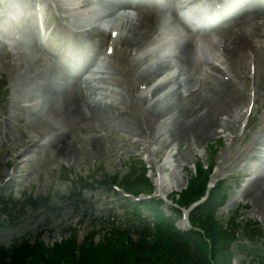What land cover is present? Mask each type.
<instances>
[{
    "label": "rangeland",
    "instance_id": "374dc122",
    "mask_svg": "<svg viewBox=\"0 0 264 264\" xmlns=\"http://www.w3.org/2000/svg\"><path fill=\"white\" fill-rule=\"evenodd\" d=\"M6 1L9 6L0 7V18L20 11L25 14L16 23L6 24L11 26L10 32L4 34L0 31V44L4 41L8 45L6 51L0 50V242L8 245L23 237L33 238L42 231L43 240L52 243L77 232L81 236L90 227H108L113 221L118 222L116 224L123 222L129 210L113 193L112 175L118 174L116 181L119 184L134 181L144 187L139 177L141 160L144 159L148 167L149 164L152 166L148 173L153 175L155 165L164 163L166 153L171 149L176 151L172 157L177 164L176 170L184 171L185 180L190 176L189 172L194 171L196 161L201 159L206 163L211 155L215 162L213 177L229 178V198L238 196L234 205L224 206L220 213L229 215L232 209L247 204L249 209L243 208V213L264 224V206L256 204L253 193L245 196L240 191V186L250 181L244 175L251 177L245 167L250 162L253 141L259 136L260 126L256 123H260L264 116V93L258 91L254 99L257 103L253 106L250 92L254 79L249 77L247 60V55H254L250 44L246 41L247 55L245 53L243 57L237 55L241 48H234L225 56L222 47L225 40L230 41L242 31V19L232 22V26L227 23L209 33L201 32L199 40L194 37L195 32L180 22L175 12L177 0H164V11H134L137 21L134 26L138 29L134 33L137 36L128 31L126 35L131 44L119 43L115 55L105 66L107 69L111 65L115 75L101 81L92 80L87 85L90 86L89 96L99 104L104 105L106 100L110 103L116 97L120 108L110 107L111 110L103 116L91 112L88 118L79 119L66 113L58 104L59 91H72L78 86L75 80L67 84L68 76L61 66H47L51 62L46 51L43 56L39 52L33 32L34 22L27 15L35 0ZM112 1L116 4L118 0ZM15 4L16 9L11 6ZM47 4L51 23L63 29L65 21L69 23L70 20L66 17L65 20L59 19L56 7L53 8L54 0H47ZM50 9L54 10L53 13ZM156 28L158 31L155 32ZM148 29L158 33L159 37L171 34L176 38V52L184 39L190 41L192 52L193 44L201 41L205 50L203 59L219 64L228 73L229 80L221 84V74L214 73L219 78L212 75L206 83L201 80L203 70L198 61L188 71L183 69L177 56L164 59L156 55L151 61L162 60L163 70L170 66L176 68L178 78L175 80L179 88L165 101L155 97L145 100L146 94L142 90L134 91L143 78L138 75L140 66L134 59L146 53L154 41V34H145ZM263 29H256L252 36L254 40ZM77 39L84 44L87 59L90 53H100L103 43L100 37L84 32ZM12 50L15 51L14 57L6 53ZM231 57L245 59L242 68H239L238 59L232 64ZM256 57L259 68L264 67V58ZM127 63L128 67L124 68ZM247 72L250 80L245 81ZM119 82L129 85L132 90L122 89L121 92ZM236 87L239 95H244L243 99L237 96L234 102L232 95L236 94ZM213 97L215 99L211 100ZM251 104L257 116L248 121L242 132L245 118L240 112ZM207 109H212L214 119L201 127L200 117ZM95 140L103 141L101 150H91ZM26 155L31 158L27 159ZM8 168L13 169L12 172ZM179 224L184 226L182 222Z\"/></svg>",
    "mask_w": 264,
    "mask_h": 264
},
{
    "label": "trees",
    "instance_id": "16d2710c",
    "mask_svg": "<svg viewBox=\"0 0 264 264\" xmlns=\"http://www.w3.org/2000/svg\"><path fill=\"white\" fill-rule=\"evenodd\" d=\"M197 171L180 193L177 202L182 206L206 194L212 170L198 164ZM141 178L148 183L145 173ZM209 192L206 201L189 214L197 230L176 227L180 209L170 207L171 215H167L162 201L152 198L141 202L147 207L146 216L138 215L135 204L123 222L89 230L80 242L71 236L47 244L39 235L33 242L23 239L8 248L0 245V264H232L234 258L237 264H264L260 224L255 220L238 223L233 216L223 225L215 213L228 194L225 182L219 181Z\"/></svg>",
    "mask_w": 264,
    "mask_h": 264
},
{
    "label": "bare ground",
    "instance_id": "6f19581e",
    "mask_svg": "<svg viewBox=\"0 0 264 264\" xmlns=\"http://www.w3.org/2000/svg\"><path fill=\"white\" fill-rule=\"evenodd\" d=\"M59 6L62 8V5L59 4ZM77 15H79L83 20H85L86 14H84V11H76ZM211 19H213L212 21L215 22L216 20L214 19H219L217 17H212ZM243 22L241 25V28L247 32L244 35H247L244 39L242 34L239 35H235L230 41H228L227 43H225L224 47H229V53H232L234 51V48H242V46L240 44H242V42H244V40H248V38L251 36V32L255 31V29L257 28H261L264 26V17L263 16H259V15H254V16H249V17H243ZM129 22V21H128ZM126 27V26H125ZM141 29H143L142 27H140ZM131 32H133L134 36H137V33L134 32H138V29L133 26ZM243 32V33H244ZM151 33V29H148L145 34L149 35ZM237 34V33H236ZM155 40H159V36H154ZM124 41L128 42V46L129 44H131L130 42V38L127 37H123ZM189 39V37H188ZM120 41V38H119ZM135 44H138L136 41H134ZM240 45V46H239ZM36 48V45H33ZM190 41L187 39H184V42H182L179 46V50H178V60H180L179 62L181 63V65H183V69H186L188 71H190V69L195 67V63H196V59L194 60V56H193V52L192 49L190 48ZM232 48V49H231ZM237 55L240 56H244V52H238ZM233 57V56H232ZM230 59V61L232 62V64H234V61L236 59H238L237 57H234ZM34 60V59H33ZM145 60L147 59V55H145ZM143 61L144 63L146 61ZM239 61H243V59H238ZM148 62V61H147ZM33 61L31 62L32 65ZM143 63V64H144ZM142 64V65H143ZM142 67V66H141ZM213 68L215 70H217L218 72H221L220 69H218L215 65L213 66ZM257 75L255 77L256 79V87L257 90L263 91L264 93V67H257ZM159 69V66L154 68L152 66H149L148 64L144 65V68H140V71H138V75L143 76V78L140 81V84H147L146 82H148V79L150 77H155L157 75V70ZM95 76V75H94ZM93 76V77H94ZM97 78H103L102 76H98ZM225 79H227L224 83H226L228 81L227 77H224ZM222 83V81H221ZM84 84H88V80L82 81L80 83L79 88L77 87L75 90H61L59 91V101L58 104L62 105L64 107V110L67 112H69L71 114V116L73 115V117L75 118H82L83 116H85L86 118V110H89V113L91 114V112H96L97 114H100L103 116V114L108 113L109 110H111L110 107H112L113 105L111 104H106V105H100L97 102H95L93 100V98L91 97V95L89 96L88 93V89L90 88L89 86L85 88ZM128 86H126L127 89ZM86 89V90H85ZM236 94L232 95V100L234 99V102H236V97L239 96V99H243V95H239V89L236 87L235 90ZM233 94V93H232ZM215 97L211 98V100H214ZM216 101V100H215ZM218 101V100H217ZM243 113V112H242ZM214 113L212 112V109H207L206 111L203 112V115H201L200 117V126L203 127V125H206L208 122H210L211 120L214 119ZM227 128H232V127H228ZM203 130V129H202ZM259 130H264V124L261 126V128ZM264 136V134H262L258 139L253 141V147H251V149L256 148L257 145L260 144L261 139ZM263 140V139H262ZM264 141V140H263ZM92 145H91V150L92 151H96V150H101L103 147V141L101 140H95L92 141ZM174 149H171L167 152L166 156H165V162L163 164H161L160 166L157 167L156 171H155V175H154V179L153 182L154 184H156V191L158 193L162 194H166L168 192L173 191L174 189H181L182 186H184L185 184V180H184V173L182 172H178L176 171L173 167H174V161L171 160L172 155L174 154ZM262 164H264V160H262L261 162ZM171 168L172 171L171 172H166L165 168ZM261 168V167H260ZM259 169V168H257ZM254 180L250 183V185L245 189V193L244 195L247 196L249 193H253V195L256 197V204L259 206L264 205V173H259L257 176H255L253 178ZM255 201V200H254ZM233 200L230 199L229 200V205H233Z\"/></svg>",
    "mask_w": 264,
    "mask_h": 264
},
{
    "label": "snow or ice",
    "instance_id": "6c2138e0",
    "mask_svg": "<svg viewBox=\"0 0 264 264\" xmlns=\"http://www.w3.org/2000/svg\"><path fill=\"white\" fill-rule=\"evenodd\" d=\"M68 56H69V58L70 59H74V58H76L77 56H78V53H76L75 51H69V53H68Z\"/></svg>",
    "mask_w": 264,
    "mask_h": 264
}]
</instances>
